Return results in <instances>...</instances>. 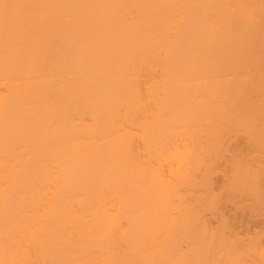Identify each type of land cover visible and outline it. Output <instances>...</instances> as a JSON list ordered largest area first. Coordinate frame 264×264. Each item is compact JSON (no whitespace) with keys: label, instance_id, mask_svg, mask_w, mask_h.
I'll return each instance as SVG.
<instances>
[{"label":"bare ground","instance_id":"bare-ground-1","mask_svg":"<svg viewBox=\"0 0 264 264\" xmlns=\"http://www.w3.org/2000/svg\"><path fill=\"white\" fill-rule=\"evenodd\" d=\"M263 132L264 0H0V264H245L190 143Z\"/></svg>","mask_w":264,"mask_h":264},{"label":"rangeland","instance_id":"rangeland-1","mask_svg":"<svg viewBox=\"0 0 264 264\" xmlns=\"http://www.w3.org/2000/svg\"><path fill=\"white\" fill-rule=\"evenodd\" d=\"M252 135L253 137L256 136L255 140H252L251 138L249 139V135L247 134L244 135L241 133L240 134L234 133L231 135L228 134L227 135L228 137L224 135L223 137H225L226 139L223 138L224 140L222 139L215 143H211L210 140L202 141L203 138L201 139L202 142L198 141L197 145L193 146L192 145L193 143H190V145L192 146V147L190 146V148L191 149L193 148L192 150H194L195 153L202 156L203 159L205 158L204 159L205 161L203 162H206L210 155H215L216 158L218 156L219 160L217 161V165L214 164L216 162L215 160H213V162L210 163V166L212 165V167L211 168L209 167V169L211 170L212 174H210V170L206 169V172L207 173L209 172L208 174L212 175L214 179L213 180L211 178L213 180L212 184L214 183V186L212 187L214 188L215 191L218 192V190H222L225 188L224 185L223 186L221 185L225 183L224 181L222 182V180L224 179L223 174L227 173L235 165H238L240 168L246 169L248 171L257 170L258 172L259 169L261 168L264 175V132L257 133L256 135L255 134ZM209 159L207 163H205L204 167H207L206 164L209 166L208 163ZM204 167H202L200 163L197 165L191 164L189 169L191 176L196 180L197 178L199 180V176L202 175L201 173ZM255 168H259V169H255ZM221 187L223 188L221 189ZM195 188L197 192L200 191L202 193L207 190V189L205 190V187H203L202 185L194 187V191L196 192ZM224 190L222 191L224 192ZM241 194L242 195H240V193L239 194L236 193L237 197L233 196L234 198L231 197L232 195L229 196L228 194H225L226 198L223 196L224 200L227 199L228 197L229 199L230 197L232 198L230 200L228 199V201H226L227 203H224L225 205L223 206V208L220 207V210L223 209L222 211L224 213L223 212L222 213L226 217L227 219L226 221L232 223V225L228 224L230 225V227H232V230H230L231 228L223 229L226 230V233L224 234L225 235L227 234V236L231 238L232 244L234 246H238L241 250H243L241 259L245 264H259L260 261L256 253H254L251 250H246L245 247L247 246L248 242L251 240L258 241L260 246H264V223H263L264 222V192H263V197L261 195L262 199L259 197L261 200L258 201H255V199L253 200V198H251L248 193L243 194L242 192ZM191 195H193V192L191 193ZM238 195H240V197H238ZM217 196L219 197L220 195ZM223 199L220 198V200L222 201L221 203H223L224 201ZM216 203L218 202L216 201ZM219 206H222V204H220ZM207 214L208 212H206V215ZM210 221H212V224L214 226L217 225L216 217L212 216ZM228 227L229 226H227L226 228Z\"/></svg>","mask_w":264,"mask_h":264}]
</instances>
